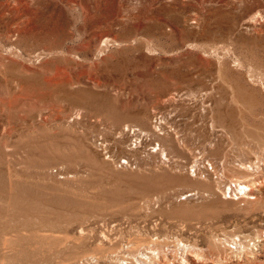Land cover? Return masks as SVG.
Wrapping results in <instances>:
<instances>
[{
    "label": "rangeland",
    "instance_id": "obj_1",
    "mask_svg": "<svg viewBox=\"0 0 264 264\" xmlns=\"http://www.w3.org/2000/svg\"><path fill=\"white\" fill-rule=\"evenodd\" d=\"M201 86L235 140L202 129ZM263 87L264 0H0V97H18L0 119V175L17 178L0 177V262L109 264L149 245L166 253L151 263L183 264L179 238L187 264H264V240L245 263L216 239L264 230V165L249 208L224 199L210 165V180L194 171L206 135L221 145L206 158L232 161L223 179L242 175L243 147L264 141Z\"/></svg>",
    "mask_w": 264,
    "mask_h": 264
},
{
    "label": "bare ground",
    "instance_id": "obj_2",
    "mask_svg": "<svg viewBox=\"0 0 264 264\" xmlns=\"http://www.w3.org/2000/svg\"><path fill=\"white\" fill-rule=\"evenodd\" d=\"M109 40V39H107ZM18 82V81H17ZM22 85V84H21ZM202 87V86H201ZM237 87V86H236ZM232 89V92H230V94L232 95V102L236 103L238 106L241 104L240 103V99L238 98V95H237V90L235 88L230 87ZM240 88V87H238ZM220 89V88H218ZM10 90V89H9ZM22 90V89H21ZM216 90V87L213 88V87H202L200 89H198V93H196L195 97L198 98V105H199V110H200V119L201 120V126H202V129L204 128V130H211V131H214V130H217V128L219 127L218 130L222 131V134H224L226 136V140L228 141L227 143H229L230 139H234V137L232 136V129H233V125L230 123V124H224L221 122V124H218V120L217 118H215V112H216V103H219L220 100H222L223 98L221 99H216V96L215 94L213 93L214 91ZM240 90V89H239ZM262 91H264V87L262 89ZM223 92V91H222ZM14 94V93H13ZM239 94V93H238ZM17 95V94H16ZM225 95V94H224ZM19 96V95H18ZM2 97V96H1ZM0 97V119L2 117H4V114L1 113V111H3L4 109V106H8V107H11L13 108L14 106L17 105L18 103V97H14L13 99H10L11 100H5L4 98H1ZM8 98V99H9ZM214 100V101H213ZM225 101V100H224ZM223 102V101H222ZM244 102V101H243ZM209 103V104H207ZM249 104V103H248ZM251 104V103H250ZM222 105V104H221ZM245 106V105H244ZM249 106V105H248ZM252 107V106H251ZM233 108V107H232ZM232 108H229L227 109L228 112H231L232 111ZM248 108V107H247ZM253 109V108H252ZM236 110V109H235ZM240 112H242V108L238 109ZM238 111V112H239ZM245 111V110H244ZM9 113L6 114L5 116H10V111H8ZM251 112V111H250ZM223 113V112H222ZM264 113V112H263ZM161 115V114H160ZM169 115V114H168ZM236 115V114H235ZM263 115V114H262ZM146 115L143 116L142 120L141 121H145L146 120ZM217 117V116H216ZM224 119V118H223ZM233 119V118H232ZM227 120V119H226ZM234 120V119H233ZM3 121V120H2ZM2 121L0 120V127L2 128L3 126V123ZM21 121V120H20ZM4 122V121H3ZM172 122V121H171ZM170 122V119L167 115H161V116H158V118H156V123H155V128H159L160 131L163 130V126L164 124L165 125H168ZM256 122V121H255ZM9 123V122H8ZM10 124V123H9ZM172 125V124H171ZM19 126V124H18ZM232 126V128H231ZM7 128V127H6ZM4 128V130L6 129ZM134 128V127H133ZM22 129V128H21ZM244 129V128H243ZM96 131V130H95ZM204 131V132H206ZM143 132V131H142ZM163 132V131H162ZM247 132V131H246ZM31 133V132H30ZM140 134V133H139ZM138 134V136H140ZM144 134H148L147 132L144 133ZM182 134V133H181ZM247 134V133H246ZM154 135L156 136V138H161V136L158 134V133H154ZM170 135V134H169ZM180 136V135H179ZM95 137V136H94ZM136 137V136H135ZM204 139L201 141L202 143V148H203V151H201L200 149V153H201V156L198 157V159H203L204 161L207 160L208 163H205V165H202V162L204 161H198L195 163L196 167L194 168V171H196L195 175L196 176H199V177H202L204 178L205 180H210L211 178V175L214 174L216 175V179L218 178V184H219V188H218V191L221 192L222 194L225 195L224 199H227L228 201H236V202H244V204H247V207H251L253 204L252 200H255L257 198V196H255L254 194L248 192L249 190L250 191H253V190H256V189H259V186L262 184V180H260L259 176L261 174V172L263 171V167L262 165H264V156H262L259 151L256 149V147H259L258 149L261 148V150L263 149L264 151V141L260 140V139H253L254 142L252 143L251 146L249 147H246L243 149L246 151L247 150H250L251 152H253L255 154V158L254 159H250L248 161H239L238 163H233V167L236 168L242 175L241 176H238L234 177L235 178H232V179H227V180H224L223 179V175L226 173L225 172V160L228 162V163H231L232 161H229V158L226 156L225 157V160L224 159H221L218 163H214L213 161H210L206 158V151L207 150H211V149H218L219 150V145H217L218 141L217 142H213L212 139L208 138L206 135H204ZM257 137V136H256ZM137 138V137H136ZM142 138V136H141ZM137 140V139H136ZM235 140V139H234ZM100 141V140H99ZM138 141V140H137ZM136 141V142H137ZM167 141L170 142L171 144H173V138L172 136H168L167 137ZM216 141V140H215ZM93 143V142H91ZM96 143V142H95ZM106 143V142H105ZM225 143V144H227ZM233 143V142H231ZM6 145V144H5ZM106 145V144H105ZM137 145V144H136ZM159 148L161 150L162 153H164L167 157L168 153L165 149V147H162L161 148V144H159ZM96 146H97V143H96ZM229 146V145H228ZM11 147V146H10ZM107 148V146L105 147ZM117 148V147H116ZM221 149V148H220ZM236 149V147H235ZM242 149V150H243ZM7 151V150H6ZM118 151V150H117ZM157 151V150H156ZM1 152V150H0ZM4 152V151H3ZM13 152V151H12ZM18 152V151H17ZM219 152V151H218ZM221 152V151H220ZM8 153V151H7ZM27 153V152H26ZM11 154V152H10ZM114 154V153H113ZM1 155V154H0ZM7 155V154H6ZM112 156V154H110V157ZM1 157V156H0ZM150 157V156H149ZM15 158V157H14ZM131 158V157H130ZM116 160V159H115ZM3 161V160H2ZM1 162V161H0ZM5 162V161H4ZM7 162V161H6ZM11 162V161H10ZM1 164V163H0ZM8 164H9V161H8ZM232 164V163H231ZM4 166V164H2ZM181 165V164H180ZM211 166V169L213 171V173L211 172V175H210V172L208 171H205L202 169V167H206L207 169H210L209 166ZM5 167V166H4ZM14 169V168H13ZM177 169V168H176ZM228 169V168H227ZM226 169V170H227ZM8 170V169H7ZM16 171V170H15ZM210 171V170H209ZM6 171V174H2L0 175V177H2L3 175V179L6 178V180L9 182L10 185H15L13 184L14 182L17 181V178L15 176V174L11 173V172H8ZM5 173V172H4ZM56 173V172H55ZM44 174V173H43ZM77 175V174H76ZM226 175V174H225ZM42 176V175H41ZM57 176V175H56ZM79 176V175H78ZM27 177V176H26ZM30 177V176H29ZM32 177V176H31ZM62 177V176H61ZM65 177V176H63ZM75 177V176H74ZM24 178V177H23ZM50 178V177H49ZM221 179V180H219ZM1 180V179H0ZM6 180H3V181H6ZM41 180V179H40ZM47 180V179H46ZM45 180V181H46ZM22 181V180H20ZM44 181V180H43ZM2 182V181H1ZM0 182V183H1ZM40 182V181H39ZM58 182H60L58 180ZM63 182V181H62ZM22 183V182H21ZM19 184L21 186H23V184ZM3 184V183H2ZM49 185V184H48ZM72 185V184H71ZM7 186V185H4V187ZM51 186V185H50ZM9 187H12V186H9ZM34 187V186H33ZM18 188V187H17ZM22 188V187H20ZM43 189V187H42ZM51 190V189H50ZM1 191V190H0ZM63 191V190H62ZM12 192V191H11ZM18 192V191H17ZM46 192V191H45ZM13 193V192H12ZM21 193V192H20ZM23 193H26L23 192ZM39 194V193H38ZM180 194V193H179ZM12 195V194H11ZM67 195V194H66ZM188 195H193V193H188ZM196 195V194H195ZM3 196V195H2ZM8 196V195H7ZM6 196V198H8ZM21 196V194H20ZM37 196V194H36ZM41 196V195H40ZM11 197V196H10ZM9 197V198H10ZM14 197V196H13ZM12 197V198H13ZM27 197V196H26ZM55 197V196H54ZM187 197V196H186ZM222 197V196H221ZM11 198V200H12ZM72 198V197H71ZM70 198V200H71ZM38 199V198H36ZM69 199V198H68ZM73 199V198H72ZM155 199V198H154ZM1 200H6V199H2L1 195H0V203L2 202ZM18 200V199H17ZM40 200V199H39ZM57 200V199H56ZM8 203L6 206L7 209L9 207V200L7 199L6 200ZM13 201V200H12ZM11 201V202H12ZM21 201V200H19ZM18 201V202H19ZM48 201V200H47ZM58 201V200H57ZM62 201V200H61ZM67 202V201H66ZM65 202V203H66ZM82 202V200H81ZM40 203V202H38ZM229 203V202H228ZM3 205H4V202H3ZM25 205V204H24ZM52 205V204H51ZM258 205V204H257ZM5 206V205H4ZM47 206V205H46ZM18 207V205H17ZM3 208V207H2ZM17 209V208H16ZM9 211V210H8ZM13 211V210H12ZM20 212V211H19ZM38 214V213H37ZM5 215V214H4ZM12 215V214H11ZM10 215V216H11ZM22 216V215H21ZM25 216V215H24ZM30 216V215H29ZM14 218V217H13ZM21 219V218H20ZM20 221V220H19ZM24 221V220H23ZM21 223V222H20ZM4 224V223H3ZM48 224V223H47ZM1 226V225H0ZM3 227V226H2ZM11 228V227H10ZM1 229V228H0ZM6 228H4L5 230ZM262 229V228H261ZM256 230L254 231L252 234H249V233H246V232H237V233H234L233 235H229L224 238H220V237H217L216 239L218 240V242H220V244H224V246L228 247L227 246V242L229 241V243H232L236 246V249H231L230 253L229 254V258L231 259L233 256H237L239 257L237 260H244L245 263H249L250 261V256L249 255H255V252L253 251L254 249H257L259 250L260 247H258V243H256V241H253L254 239L257 240V241H260L259 243H261V240H264V230ZM2 230V231H4ZM83 228L81 229V233H83ZM6 232V231H5ZM11 232V231H10ZM10 232H8L9 234H11ZM13 232V230H12ZM34 232V231H33ZM224 234V233H223ZM229 234V233H228ZM232 234V233H231ZM13 235V234H12ZM11 235V236H12ZM22 235V234H21ZM20 235V237H21ZM25 235V234H24ZM5 236V235H4ZM9 236V235H8ZM225 236V235H224ZM2 237V236H1ZM10 237V236H9ZM16 237V236H15ZM19 237V238H20ZM44 237V236H43ZM237 237V238H236ZM158 238V237H157ZM5 239V244L6 242H9V241H12L10 240V238H4ZM12 239V238H11ZM29 239V238H28ZM34 239V238H33ZM46 239V238H45ZM150 239V238H149ZM215 239V240H216ZM32 240V239H31ZM39 240V239H38ZM145 240V239H144ZM155 240V239H154ZM22 241V240H21ZM43 241V240H42ZM13 242V241H12ZM15 242V241H14ZM34 242V241H33ZM41 242V241H40ZM119 242V241H118ZM173 242V241H172ZM183 241L181 239L178 238V241H177V245L179 247V250L181 249V255H180V261L184 264H187L189 263L190 261L188 260L187 256L188 255V250H189V246L190 245H186L185 243L186 242H183V244H180L182 243ZM30 243V242H29ZM47 243V242H46ZM45 243V244H46ZM166 243V242H165ZM263 244V243H262ZM26 245V244H25ZM44 245V244H42ZM153 245V244H152ZM182 245V246H181ZM34 246V244H33ZM136 246V245H135ZM141 246V245H140ZM139 246V247H140ZM149 246V245H148ZM147 248H142L143 249H138L136 248L135 249V253H134V246H133V249L129 247V249H127V251H125L126 254L128 257H131L130 260L131 261H128L129 264H154L151 263L150 261L152 260H161V257L163 255H166V253L164 254V248H158L157 244L156 246L157 247H154V246H149ZM193 246V245H191ZM223 246V247H224ZM40 247V246H38ZM5 248V247H4ZM44 248V247H43ZM177 248V247H176ZM192 248V247H191ZM263 248V246H262ZM9 249V248H8ZM168 249V248H167ZM227 249V248H225ZM177 250V249H176ZM25 251H26V248H25ZM29 251V250H28ZM58 251V250H57ZM116 251V250H115ZM167 251V250H166ZM191 251V250H190ZM193 252H195L193 250ZM31 253V252H30ZM174 253V252H173ZM41 254V253H40ZM94 254V253H93ZM96 254V253H95ZM132 254V255H130ZM111 255V254H110ZM168 255V254H167ZM196 255L199 256V254L196 252ZM26 256V255H25ZM30 256V255H29ZM28 256V257H29ZM36 256V254H35ZM176 256V255H175ZM49 257V256H48ZM56 257V256H55ZM120 257V256H119ZM118 255H117V258H112L110 257V262L109 264H122L121 261V258H119ZM27 258V257H26ZM32 258V257H31ZM54 258V257H53ZM92 258V261L91 262H86L85 264H102L101 262H99L98 260H96L94 257H91ZM3 259V258H2ZM38 260H41V259H38ZM159 260V261H160ZM19 261V260H18ZM22 261V260H21ZM5 262V261H4ZM4 262H0V264H4ZM30 262V261H29ZM34 262V260H33ZM7 263V261H6ZM81 263V262H80ZM104 264V263H103ZM167 264V263H166Z\"/></svg>",
    "mask_w": 264,
    "mask_h": 264
},
{
    "label": "built area",
    "instance_id": "obj_3",
    "mask_svg": "<svg viewBox=\"0 0 264 264\" xmlns=\"http://www.w3.org/2000/svg\"><path fill=\"white\" fill-rule=\"evenodd\" d=\"M97 143V145L99 146V147H101L103 150H106V145H105V142H103V141H97L96 142ZM108 154H111V153H109L108 152ZM110 156V155H109ZM237 238V237H236ZM229 241H230V239H229ZM229 241L227 242V246H228V248L231 250L232 248L233 249H236V246L234 245V244H232V243H229ZM226 244V243H225ZM128 261H131L130 260V258H128V257H123L122 259H121V261L120 262H122V264H129L128 263Z\"/></svg>",
    "mask_w": 264,
    "mask_h": 264
}]
</instances>
